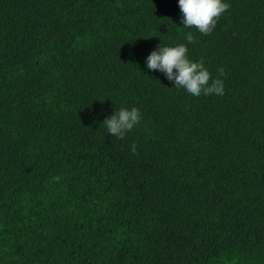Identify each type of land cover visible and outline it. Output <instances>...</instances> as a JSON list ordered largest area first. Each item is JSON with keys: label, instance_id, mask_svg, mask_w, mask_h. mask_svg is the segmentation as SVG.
I'll return each mask as SVG.
<instances>
[{"label": "trees", "instance_id": "16d2710c", "mask_svg": "<svg viewBox=\"0 0 264 264\" xmlns=\"http://www.w3.org/2000/svg\"><path fill=\"white\" fill-rule=\"evenodd\" d=\"M224 2L205 35L178 0H0V264H264V0ZM179 44L223 95L147 67Z\"/></svg>", "mask_w": 264, "mask_h": 264}, {"label": "clouds", "instance_id": "9594fccd", "mask_svg": "<svg viewBox=\"0 0 264 264\" xmlns=\"http://www.w3.org/2000/svg\"><path fill=\"white\" fill-rule=\"evenodd\" d=\"M182 13V23L186 28H195L201 34H210L221 15L228 10L229 4L224 0H178ZM188 43H194L195 37L192 32L186 34ZM147 67L151 70H159L174 82L176 87H183L193 96L223 95L224 85L219 78L212 79L210 72L205 68L203 62H193L188 58V48L185 44L176 46H164L153 50L146 59ZM219 73L223 76L224 69ZM211 80V83L209 81ZM141 120L139 109L133 107L131 110L121 108L107 117L103 123L108 133L120 139L127 132L133 130ZM136 145L131 146L133 153ZM56 179H59L57 177Z\"/></svg>", "mask_w": 264, "mask_h": 264}]
</instances>
